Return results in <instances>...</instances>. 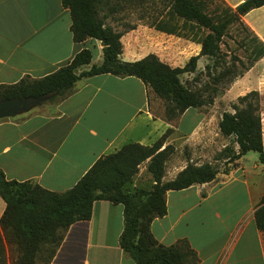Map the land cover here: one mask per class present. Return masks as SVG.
<instances>
[{
	"label": "crops",
	"instance_id": "1",
	"mask_svg": "<svg viewBox=\"0 0 264 264\" xmlns=\"http://www.w3.org/2000/svg\"><path fill=\"white\" fill-rule=\"evenodd\" d=\"M244 1L220 0V3L235 10ZM240 21L264 44V6L249 11ZM107 22L115 31H124V25L116 26L117 15ZM70 24L69 11L62 7L61 0H0V85L16 84L25 76L39 79L49 75L67 65L83 49L91 52L92 59L78 73L99 65L100 42L95 39L73 42ZM143 33L160 37L164 50L158 59L171 67L182 68L200 52L199 44L137 25L120 39L122 61L134 62L148 54L156 56L154 51L147 50L145 41L141 45V37H136ZM166 43L173 57L166 54ZM204 63L212 62L202 56L196 70L200 71ZM262 82L264 56L223 94L219 96L217 91L211 104L187 110L170 123L152 114V92L140 80L108 74L81 78L62 101L48 104L39 101L25 112L0 120V171L6 180L31 182L62 193L72 188L99 158L126 144L151 146L153 138L161 137L168 129L171 133L165 140L173 135L187 141L194 135L198 122L209 121L211 108L250 91L264 93ZM263 133L264 119L262 136ZM172 141L170 138L161 147V150L174 147L171 156L177 155L180 145L175 146ZM246 155L237 161L242 164L238 176L231 173L225 181L215 182L218 173L210 183L167 192L166 215L154 219L150 225L155 240L164 246L186 241L196 257V261L188 257L186 264H264V233L256 229L253 219L264 197V191L256 187L264 164L257 165L254 161L247 168L243 163ZM170 157L165 165L167 173L178 168L177 165L168 168ZM147 163L139 166L134 177L136 184H149L152 179ZM185 166L163 181L173 179ZM198 189L203 192L198 194ZM4 208L0 197V217ZM122 230V205L96 201L90 220L78 221L67 229L49 264H134L119 246ZM197 230L202 244L190 236V232ZM9 262L8 259L6 264Z\"/></svg>",
	"mask_w": 264,
	"mask_h": 264
},
{
	"label": "trees",
	"instance_id": "2",
	"mask_svg": "<svg viewBox=\"0 0 264 264\" xmlns=\"http://www.w3.org/2000/svg\"><path fill=\"white\" fill-rule=\"evenodd\" d=\"M126 1L61 0L62 7L69 11L72 41H99L102 62L78 73L92 59L91 52L83 49L67 65L49 75L39 79L25 76L16 84L0 85V102L43 97H48L50 103L59 102L72 93L79 79L108 74L140 80L164 103L165 117L171 121L187 110L211 104L218 84L224 80L232 83L242 76L235 74L233 62L240 64L238 58L231 57V65L226 66L223 62L220 45L231 25L238 24L248 36L240 45L245 48L246 59L252 65L264 56V44L240 21L241 16L264 6V0H245L235 10L224 6L219 11L216 8L209 10L208 4L212 0H164L163 13L152 28L199 44V54L190 57L182 68L171 67L154 54L134 62L122 61L120 39L124 32L132 31L136 26L124 25V31L118 32L107 20L120 13ZM202 56L212 62L204 68L208 82L199 89H192L180 80V76L194 73ZM259 100L258 92L250 91L231 104L232 112L221 114L217 124L219 133L231 137L238 147L237 152L229 147L220 152L219 157H226L227 164L249 152L257 153L259 162L264 164ZM170 133L171 130H166L161 139L165 140ZM161 147V141L151 146L126 144L99 158L72 188L62 193L48 191L31 182L6 180L0 171V197L5 203L0 217V264L7 262L6 247H12L16 253L9 264H49L67 229L78 221L90 220L96 201L122 205L123 230L119 246L134 264H186L189 256L196 261L186 241L164 246L155 240L150 225L154 219L166 215L167 192L210 183L219 172L211 164L196 166L188 163L173 179L163 181L165 165L173 148L166 146L161 150ZM145 161H148L147 172L153 184L149 190L130 192L128 186ZM253 219L256 229L264 233V197L255 209Z\"/></svg>",
	"mask_w": 264,
	"mask_h": 264
},
{
	"label": "rangeland",
	"instance_id": "3",
	"mask_svg": "<svg viewBox=\"0 0 264 264\" xmlns=\"http://www.w3.org/2000/svg\"><path fill=\"white\" fill-rule=\"evenodd\" d=\"M125 7L123 10L117 14V19L119 20L118 24H116L117 27H120V25H128L133 24L135 26L143 25L148 28H152L153 24L160 18V16L163 13V10L165 8V2L164 0H127L125 3ZM209 10H213L214 8L217 9V11L221 10L222 5L218 0H212V3L208 4ZM126 27L123 26V29ZM143 39V42H141V45H143L144 41L147 45L148 51H154L156 53V56L159 57L162 54L161 45L163 42L160 40V37L157 35H146L142 34L140 36ZM248 36L246 33L241 29V27L238 24H233L230 26L229 30L227 31V35L222 39V43L220 45L221 50L223 52V62L224 65H231L232 59L231 57L238 58L240 60V64L238 62H233L235 65V74H242L241 77H243L244 73H246L247 69L252 65L247 59L245 54V48L241 44L242 41H246ZM165 46H167V53L169 56L173 57V54L169 52V45L166 43ZM229 51V54L226 52ZM179 60V59H174ZM207 64L202 65V69L196 70L194 74H184L180 76V80L183 83H186L190 88L192 89H199L205 82H208V78L206 76V70H204L205 66ZM211 65V64H210ZM208 65V66H210ZM250 69V68H249ZM202 70V71H201ZM210 71V70H209ZM212 73V72H210ZM240 79V77H237L234 81ZM233 81V82H234ZM232 82V83H233ZM232 83H227V81H222L220 84H218L215 88L218 90L217 95H221L224 93L226 89L230 87ZM244 84V82H243ZM246 84V83H245ZM264 85V83L262 82ZM259 84V85H262ZM260 94V93H259ZM259 105H260V116L262 119H264V93L259 95ZM151 112L153 115H156L162 119H166L165 113H164V103L158 99L153 93H151ZM237 102V97L230 98V101H225V105H215L212 109V111L209 112L211 115L208 122H198L196 126V131H194V135L191 136V138H188L187 141L184 138H177L176 136H171L167 140H162L161 137L153 138L151 144H153L156 141H161L162 144L165 143V141H169L170 138L173 140V144L177 146L179 143L177 150V155L173 154V156L170 157L169 161V167L172 169L173 165H177L178 168L176 170H179L181 167L187 165L188 163L200 166L203 164H211L218 172L219 175L215 182L217 181H225L226 178L233 173L235 176H238L242 171V164L238 163L237 161H234L231 164H227V159L224 156H220V152L225 148H233L235 152L238 151V147L235 150L234 147L237 146L236 144H233V140L231 137H224L222 136L217 128V120L220 119V116L223 112L228 111L232 112L231 110V104ZM44 103L48 104V100H44ZM199 109V108H198ZM34 110V109H32ZM207 111V109H202ZM167 120V119H166ZM174 121H177V119H173ZM171 120V121H173ZM168 121V120H167ZM169 121L170 123H172ZM190 131V130H189ZM263 141V148H264V133L262 136ZM174 148V147H173ZM254 161H256V164L258 161V154L255 152H249L245 156V159L243 161L245 167L251 168ZM258 165V164H257ZM176 170L171 171V173H167V170H165V179H168L170 175ZM224 170H228L227 174L224 175L222 172ZM259 179L256 181V186L260 191H264V169L259 174ZM152 186V179L149 181V184L144 182L141 184H136L134 182V178L131 182V184L128 186V190L130 192H134L135 190L141 189V190H149ZM201 189H198V194H201ZM203 194V193H202ZM222 193L221 195H223ZM195 231V233L192 231L190 232V236L197 237V234L200 232ZM203 233V232H202ZM203 237V234L201 235ZM199 239V238H198ZM199 243L202 244L201 240L199 239ZM11 247H6L5 249V261L10 260L11 257H15L16 253L12 250ZM190 257V256H189ZM193 258H190V260Z\"/></svg>",
	"mask_w": 264,
	"mask_h": 264
},
{
	"label": "water",
	"instance_id": "4",
	"mask_svg": "<svg viewBox=\"0 0 264 264\" xmlns=\"http://www.w3.org/2000/svg\"><path fill=\"white\" fill-rule=\"evenodd\" d=\"M48 97H43L37 100H5L0 102V120L11 118L18 113L29 110L39 101L47 100Z\"/></svg>",
	"mask_w": 264,
	"mask_h": 264
}]
</instances>
